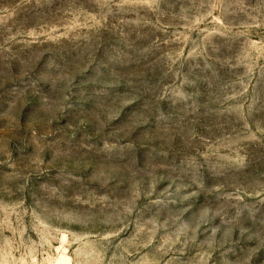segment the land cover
<instances>
[{"label":"rangeland","instance_id":"obj_1","mask_svg":"<svg viewBox=\"0 0 264 264\" xmlns=\"http://www.w3.org/2000/svg\"><path fill=\"white\" fill-rule=\"evenodd\" d=\"M0 264H264V0H0Z\"/></svg>","mask_w":264,"mask_h":264}]
</instances>
